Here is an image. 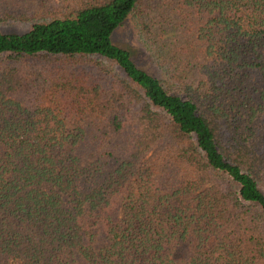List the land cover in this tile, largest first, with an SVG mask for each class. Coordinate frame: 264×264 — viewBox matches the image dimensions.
Wrapping results in <instances>:
<instances>
[{"label": "trees", "instance_id": "16d2710c", "mask_svg": "<svg viewBox=\"0 0 264 264\" xmlns=\"http://www.w3.org/2000/svg\"><path fill=\"white\" fill-rule=\"evenodd\" d=\"M130 15L159 77L113 42ZM13 20L0 264H264V0H48Z\"/></svg>", "mask_w": 264, "mask_h": 264}, {"label": "rangeland", "instance_id": "374dc122", "mask_svg": "<svg viewBox=\"0 0 264 264\" xmlns=\"http://www.w3.org/2000/svg\"><path fill=\"white\" fill-rule=\"evenodd\" d=\"M48 0H0V12L8 11L12 13H25L31 10L36 4ZM153 24L154 29L159 28V42L166 43L176 42L179 37L176 33L177 30L172 28L170 23V17L168 19L169 24H165L162 18L157 17V14H151V16L146 17V22ZM147 22V23H148ZM29 23H21L19 21H11L8 23L0 24V32H17L21 33L28 28ZM159 26V27H157ZM157 31V30H156ZM138 32H142V29L137 27L133 16L130 15L126 20L114 31L113 42L121 47H125L132 52L134 61L142 68L146 69L148 72L160 76L155 63L152 61V57L147 49L142 46L141 40L139 38ZM104 64L110 65L114 70L116 66L109 61L101 59ZM155 65V66H154Z\"/></svg>", "mask_w": 264, "mask_h": 264}]
</instances>
